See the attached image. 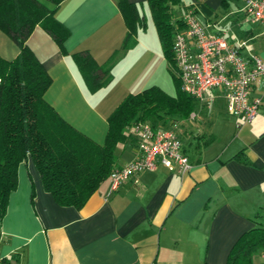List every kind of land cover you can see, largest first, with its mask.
<instances>
[{"label":"crops","instance_id":"1","mask_svg":"<svg viewBox=\"0 0 264 264\" xmlns=\"http://www.w3.org/2000/svg\"><path fill=\"white\" fill-rule=\"evenodd\" d=\"M117 1L61 2L55 17L70 32L64 52L39 25L25 42L51 77L45 100L99 143L107 115L128 93L157 85L153 63L165 62L156 32L155 39H144L138 29L125 46L127 27ZM126 1L144 17L145 0ZM242 5L243 0H231L227 8L220 0H181L175 12L181 17L192 8L210 33L223 32L231 45L241 44L244 59L256 55L264 63V27L246 21ZM78 51L110 68L107 85L89 92L72 56ZM18 52L0 31V57L11 60ZM262 83L255 80L252 96L264 97ZM214 99L210 107L196 103L194 117L168 125L192 164L188 173L157 164L115 191L107 178L79 210L56 205L27 157L16 170L17 187L0 225V257L8 260L1 264H226L238 236L264 225V110L237 128L224 100ZM136 152V141L119 145L117 166ZM256 261L264 262V252Z\"/></svg>","mask_w":264,"mask_h":264},{"label":"trees","instance_id":"2","mask_svg":"<svg viewBox=\"0 0 264 264\" xmlns=\"http://www.w3.org/2000/svg\"><path fill=\"white\" fill-rule=\"evenodd\" d=\"M64 1L0 0V31L9 35L19 50L11 60L0 57V225L8 195L17 187L16 170L27 157L40 175L43 190L52 195L56 205L79 210L117 167L118 146L126 140L137 143L138 136L132 127L146 123L154 130L167 129L171 122L187 119L197 103L180 88L173 63L172 36L176 26L183 27L182 16L175 12L181 0H145L161 51L174 77L176 94L170 95L156 85L128 93L107 115L101 143L72 126L45 100L44 92L52 82L51 77L25 43L39 25L64 52L63 41L70 32L55 17ZM230 1L220 0L221 6L227 8ZM117 2L127 27L126 46L134 41L138 29L145 28V19L135 4L126 0ZM193 13L196 16V11ZM72 56L89 92L109 83V67L99 66L85 51L74 52ZM253 220L258 223L256 217ZM262 252L264 225H257L238 236L226 264H264L255 262Z\"/></svg>","mask_w":264,"mask_h":264},{"label":"built area","instance_id":"3","mask_svg":"<svg viewBox=\"0 0 264 264\" xmlns=\"http://www.w3.org/2000/svg\"><path fill=\"white\" fill-rule=\"evenodd\" d=\"M241 9L246 21L264 27V0H243ZM182 21L183 27L175 28L171 49L182 91L204 107L221 97L237 128L254 120L259 109L264 110V97L251 95L255 80L264 81V63L256 55L244 59L241 44L231 45L223 32L210 33L191 9L184 11ZM132 128L138 136V152L132 161L112 169L108 178L111 191L141 171L154 170L157 164L182 176L190 171L192 164L174 130H154L146 123Z\"/></svg>","mask_w":264,"mask_h":264},{"label":"rangeland","instance_id":"4","mask_svg":"<svg viewBox=\"0 0 264 264\" xmlns=\"http://www.w3.org/2000/svg\"><path fill=\"white\" fill-rule=\"evenodd\" d=\"M183 1V0H182ZM141 12L144 14V17L146 19V26L143 30V34H144V39H155L154 36L156 35V30L153 25V21L151 18V15L149 13V9L147 7V5L144 6V10L141 9ZM157 39V38H156ZM145 41H149V40H145ZM157 41V40H156ZM163 65H160L155 62L153 63V69L156 70V75L155 76V84H157L156 86H158L160 89L165 90L166 93L170 94V95H175L176 94V88H175V84H174V77L171 75L172 72L170 70V67L168 65V63L163 62ZM153 82V81H150ZM160 86H159V85ZM152 86V85H151Z\"/></svg>","mask_w":264,"mask_h":264}]
</instances>
